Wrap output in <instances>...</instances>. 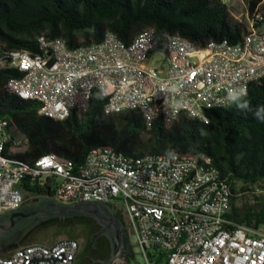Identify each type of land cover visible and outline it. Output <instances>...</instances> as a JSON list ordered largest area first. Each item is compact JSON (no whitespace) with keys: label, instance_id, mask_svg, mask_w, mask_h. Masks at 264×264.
Here are the masks:
<instances>
[{"label":"built area","instance_id":"obj_1","mask_svg":"<svg viewBox=\"0 0 264 264\" xmlns=\"http://www.w3.org/2000/svg\"><path fill=\"white\" fill-rule=\"evenodd\" d=\"M239 21L247 33L238 44L225 40L190 49L167 38L165 50L158 52L154 30H146L137 46L118 42L111 33L105 48L70 50L45 38L39 51L28 56H18V49H0V70L17 69L19 77L28 76L26 86L18 85L19 77L6 85L13 95L37 94L40 115L50 111L57 119L71 116L77 105L83 109L94 88H101L108 92L110 114L139 106L147 131L158 120L166 124L174 111L208 124V111L231 106L264 78V30L256 27L264 14L260 8L252 16L247 11L245 21ZM201 72L212 73V81L201 80ZM116 78L127 79V87H118ZM152 95L165 96V103L151 104ZM8 128L6 118H0V152ZM150 161V169L133 172L125 153L96 148L79 165L67 167L55 166L46 155L30 171L0 163V215L24 203L25 181L50 183L51 198L62 205L98 199L121 207L147 264H264V227L228 217L233 184L211 157L178 153V158H169L161 153L159 160ZM88 178H95V185H88ZM78 249L79 242L69 238L47 246L32 244L0 257V264H74Z\"/></svg>","mask_w":264,"mask_h":264},{"label":"trees","instance_id":"obj_2","mask_svg":"<svg viewBox=\"0 0 264 264\" xmlns=\"http://www.w3.org/2000/svg\"><path fill=\"white\" fill-rule=\"evenodd\" d=\"M245 1L251 16L264 2ZM146 30H154L158 52L165 50L167 38L178 37L206 46L225 40L238 44L247 33L246 25L232 17L229 5L222 0H0L2 49L36 53L40 35L50 40L63 39L70 50L101 43L108 33L130 45ZM19 75L16 70H0V112L13 122L16 138L12 145H16L19 135L24 138L18 145H27L23 153L13 154L17 160L33 163L55 153L61 159L79 163L91 150L106 146L135 156H208L233 184L228 217L238 224L264 227V203L260 209L237 205L239 194L254 188L264 191V78L252 83L247 96L231 106L208 111V124L182 116L176 120L166 117L167 125L158 120L147 131L145 118L139 112L105 115L106 99L99 90L93 92L83 109L77 105L66 120L40 115L36 102L6 91L7 80ZM22 188L26 196L51 198L54 193L50 183L40 186L25 181ZM74 222L57 219L46 225L60 230L57 235L69 238ZM38 238L31 233L25 245L38 243Z\"/></svg>","mask_w":264,"mask_h":264},{"label":"flooded vegetation","instance_id":"obj_3","mask_svg":"<svg viewBox=\"0 0 264 264\" xmlns=\"http://www.w3.org/2000/svg\"><path fill=\"white\" fill-rule=\"evenodd\" d=\"M54 200V199H53ZM48 198L42 195L27 197L24 203L18 208V211L28 213L30 211L53 210L49 207ZM102 213L111 219H115L122 227L124 233V260L120 264H133L134 255L133 246L130 241L131 231L128 218L124 210L114 203H103ZM13 213L6 212L0 215V222L8 220ZM58 217H34L20 224L14 231L8 233L0 240V256H8L14 249L25 245V240L31 233H36L38 237L50 230L46 224ZM68 219L75 220L72 232L68 234L71 237H78L79 249L74 264H110L114 258L117 241L115 237V227L109 222L93 215L76 216L72 218L59 219L66 222ZM39 245L47 246L52 242L40 239Z\"/></svg>","mask_w":264,"mask_h":264},{"label":"bare ground","instance_id":"obj_4","mask_svg":"<svg viewBox=\"0 0 264 264\" xmlns=\"http://www.w3.org/2000/svg\"><path fill=\"white\" fill-rule=\"evenodd\" d=\"M146 31H144L143 33H141L136 39L135 41L130 44L129 46H137L138 45V40H140L141 38L145 37ZM111 35L117 39L118 42H122L120 41V39L115 35L112 34ZM45 38H47L45 35H40L37 39H38V43H39V48H40V42L42 40H44ZM109 39V33L105 36L104 40L101 43L98 44H92L90 45L91 48H105V40ZM173 43L174 44H184L190 47V49H197L198 46L195 45L194 43H192L191 41L187 40V39H181L178 37H174L172 38ZM54 44H61L62 46L68 48L66 42L63 39H54ZM29 52L28 51H24V50H18V56H28ZM11 70H16L17 69H11ZM201 80L203 81H212V73L210 72H201ZM28 84V76H20L18 78V85L19 86H26ZM116 85H118V87H127V79L125 78H116ZM95 90H99L101 95L103 96V98L106 99V104L104 106V112L105 115H112L109 113L110 110V101L107 100L108 99V92L106 89H101V88H94ZM6 91L10 94L13 95L12 90H9V85H6ZM19 98H21L22 100L25 101H31V102H36L39 107H38V113H42V106L41 105V98H39V96L35 93H23V95H15ZM91 99V96H89L87 98L86 103H84L83 105H86L87 102ZM165 103V96H161V95H152L151 96V104H164ZM228 106H221V108L219 109H223L226 108ZM127 112H139L140 113V109L139 106H130L129 107V111ZM124 112H114V114H121ZM43 116L49 117L51 119H55V120H66L68 119L70 116H66L63 119H57V115L53 114V112L50 111H43ZM182 116V111H174V115L168 116L169 119L171 120H176L178 118H180ZM0 118H6V124H8L9 128L7 131V139L3 140V145H1V152H0V163L2 166H8V167H14L17 170H21V171H30L33 170V165L36 164L38 161H44L45 160V155L40 157L37 160H34L33 163L28 162H22L17 160L16 158H14L13 154L9 153V149L11 148L12 143L15 140V134L13 131V122L10 118H8L7 116L3 115L0 112ZM187 119H193V120H199V118H187ZM99 148H105V149H113V147H99ZM47 158H52L54 165L55 166H60V167H67V165H79V163L70 160V159H61L58 157L57 154L55 153H50L46 155ZM125 157L127 158L128 161H130V169L133 172H144L147 169L151 168V161L150 160H159V158L161 157V153H147L141 156H135V155H127L125 154ZM169 158H178V153H169ZM88 185H95V178H88ZM90 203H98V199H90Z\"/></svg>","mask_w":264,"mask_h":264},{"label":"water","instance_id":"obj_5","mask_svg":"<svg viewBox=\"0 0 264 264\" xmlns=\"http://www.w3.org/2000/svg\"><path fill=\"white\" fill-rule=\"evenodd\" d=\"M48 201H50L49 207L51 206L53 210H46L44 213H42V211H30L28 213H23L18 211V209L9 211L13 213L12 216L8 220L0 222V240L8 233L14 231L24 221L34 217H58L59 219H66L76 216L93 215L109 222L115 227L117 248L114 258L111 260L110 264H120V262L124 260V233L122 231V227L118 221L108 218L102 213L101 206L103 203L83 202L72 205H62L52 198H48Z\"/></svg>","mask_w":264,"mask_h":264},{"label":"rangeland","instance_id":"obj_6","mask_svg":"<svg viewBox=\"0 0 264 264\" xmlns=\"http://www.w3.org/2000/svg\"><path fill=\"white\" fill-rule=\"evenodd\" d=\"M229 6L233 12L231 14H232V17L234 19H236L238 21H239V19H242L243 21H245L246 13L248 11L247 3L245 0H231L229 3ZM261 11L264 14V3L261 6ZM259 28L264 30V23ZM0 49H2V48H0ZM157 58H158V56L157 57H151L148 60V63H150V64L154 63V60H156ZM144 124L146 127V121L144 122ZM168 124H174V123H168ZM13 130H14V127H13ZM145 135H146V137H149L148 133H146ZM15 138H16V136H15ZM23 138H24L23 136H20V135L17 136L16 143L20 142V140H23ZM15 147H16V149L14 150V152H15L14 154L23 153L24 151L27 150V145L25 143H23L22 145L17 144ZM26 197H31V196H26ZM258 197L260 199H258ZM238 198H239V200L237 202V205L239 208H244V207L249 206V207H253L255 209H260L262 204L264 203V191L254 188L252 190L247 191L246 193L239 194ZM70 226L74 227V224H72ZM60 232H61L60 230H58L57 228L54 227V228H50V230L47 233H44V234L40 235L39 237L42 240L50 241V242L53 241V243H55L59 240L67 238L66 234L61 235V236L57 235V234H60ZM130 241H131V244H132L133 250H134V255L132 256L133 264H147L146 260L141 256L139 248L135 247L136 241H135V237L133 235L130 236Z\"/></svg>","mask_w":264,"mask_h":264},{"label":"crops","instance_id":"obj_7","mask_svg":"<svg viewBox=\"0 0 264 264\" xmlns=\"http://www.w3.org/2000/svg\"><path fill=\"white\" fill-rule=\"evenodd\" d=\"M230 1H231V0H230ZM229 3H230V2H229ZM263 3H264V2H263ZM263 3H262V4L260 5V7H259L260 9H261V6L263 5ZM228 5H229V4H228ZM229 8H230V6H229ZM247 9H248V5H247ZM230 10H231V8H230ZM231 11H232V10H231ZM8 151H9L10 154H14V153H15L14 151L11 152L10 149H9Z\"/></svg>","mask_w":264,"mask_h":264}]
</instances>
